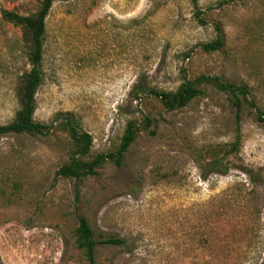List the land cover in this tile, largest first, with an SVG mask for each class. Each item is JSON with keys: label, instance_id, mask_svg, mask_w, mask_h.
I'll list each match as a JSON object with an SVG mask.
<instances>
[{"label": "rangeland", "instance_id": "rangeland-1", "mask_svg": "<svg viewBox=\"0 0 264 264\" xmlns=\"http://www.w3.org/2000/svg\"><path fill=\"white\" fill-rule=\"evenodd\" d=\"M37 3L0 0V124L29 68L19 28L1 11L29 14ZM196 8L198 17L189 0L51 3L32 118L52 126L0 135V264H87L74 244L77 216L95 240L123 241L96 244L93 264H264V123L255 117L264 111V0H196ZM215 25L222 45L203 51ZM198 74L247 86L252 105L242 104L238 125L209 84L172 110L130 91L141 79L168 90ZM65 113L91 137L86 158L112 151L127 120L138 132L119 164L56 176L70 150L56 127Z\"/></svg>", "mask_w": 264, "mask_h": 264}, {"label": "trees", "instance_id": "trees-1", "mask_svg": "<svg viewBox=\"0 0 264 264\" xmlns=\"http://www.w3.org/2000/svg\"><path fill=\"white\" fill-rule=\"evenodd\" d=\"M53 1L38 0L35 10L29 14H18L7 9L1 11L3 19L19 28L29 68L18 76L15 87L17 108L8 122L0 124V135L21 133L43 135L52 126L51 123L45 124L35 121L32 114L35 91L42 80L41 57L45 33V16ZM189 2L195 9V17H198L200 11L196 8V0H189ZM215 31L216 34L212 40L198 44L203 51L211 52L222 45V38L218 34L219 28L217 25H215ZM141 80L132 85L130 89L132 96L136 98L141 92L152 94L166 110L177 109L186 105L192 98L202 93L201 86L204 84H209L226 95L234 108L235 123L237 125L242 104L252 105L251 100L247 98L249 92L245 84L222 80L215 75L198 74L192 78L182 76L176 88L168 90L149 88ZM255 117L256 120L264 123V111L256 110ZM150 123V118L145 116L143 127H148ZM56 127L67 133L70 139V150L67 160L59 165L55 170V175L75 179L94 175L96 170L106 161L119 164L123 152L132 143L138 132L135 122L127 120L118 144L112 151L96 153L91 158H86L85 156L91 144L90 135L81 130L75 120L66 113L61 116ZM148 132L152 134V130H148ZM236 141L232 142L231 147H234ZM211 161L216 163L215 159H211ZM122 242L121 239L115 237H103L95 240L88 221L82 216H77L74 228V244L76 248L81 250L87 264H93L96 244L115 245Z\"/></svg>", "mask_w": 264, "mask_h": 264}]
</instances>
